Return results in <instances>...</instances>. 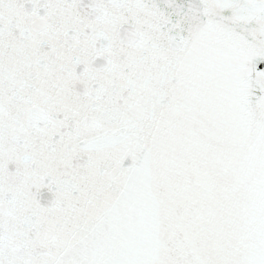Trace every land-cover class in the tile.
Listing matches in <instances>:
<instances>
[{"label": "snow or ice", "instance_id": "6c2138e0", "mask_svg": "<svg viewBox=\"0 0 264 264\" xmlns=\"http://www.w3.org/2000/svg\"><path fill=\"white\" fill-rule=\"evenodd\" d=\"M0 264H264V0H0Z\"/></svg>", "mask_w": 264, "mask_h": 264}]
</instances>
